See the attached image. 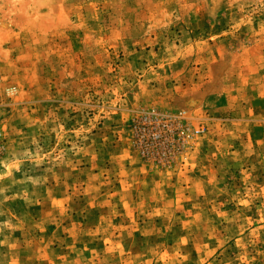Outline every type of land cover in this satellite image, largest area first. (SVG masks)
I'll use <instances>...</instances> for the list:
<instances>
[{
    "label": "rangeland",
    "instance_id": "1",
    "mask_svg": "<svg viewBox=\"0 0 264 264\" xmlns=\"http://www.w3.org/2000/svg\"><path fill=\"white\" fill-rule=\"evenodd\" d=\"M0 264H264V0H0Z\"/></svg>",
    "mask_w": 264,
    "mask_h": 264
}]
</instances>
